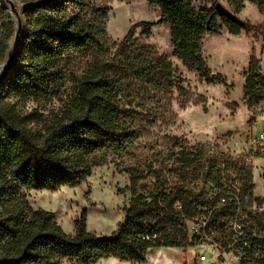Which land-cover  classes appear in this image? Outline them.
<instances>
[{
  "label": "trees",
  "instance_id": "trees-1",
  "mask_svg": "<svg viewBox=\"0 0 264 264\" xmlns=\"http://www.w3.org/2000/svg\"><path fill=\"white\" fill-rule=\"evenodd\" d=\"M146 1L159 7L158 23L170 27L173 56L208 84L227 86V80L214 74L206 62L202 52L205 34H219L225 27L233 35L244 31L262 36L264 53L263 26L241 25L219 17L214 7L196 9L192 0ZM248 1L264 13V0ZM109 13V8L96 6L93 0H36L22 9L27 28H23L17 62L0 82V264H60L65 259L96 264L110 257L143 263L151 248L192 246L172 211L178 200L187 205L188 195L175 189L159 202L162 183L148 190L143 182L147 169L142 167L125 170L132 199L125 221L107 239L87 229L86 212L76 220L74 234H68L53 212L36 209L27 199L26 191H57L81 185L95 168L106 164V153L125 152L139 138L144 129L136 124L142 115L137 109L141 93L168 96L175 88L172 61L135 37L137 28L150 36L155 23H137L117 42L107 33ZM16 23V17L0 0L2 62ZM76 59L85 61V67L68 75ZM67 79L71 96L54 117L23 109L29 101H50L60 94ZM179 91L181 106L186 107L190 103L188 93ZM244 99L250 108L264 102V76L255 54L245 71ZM148 121L155 125V119ZM175 146L178 150L167 159L175 160L182 171L202 162L201 151ZM206 162L216 166L212 160ZM230 165L259 208L263 200L253 195L252 171ZM146 193L152 198L150 202ZM146 226H153L150 235H157L156 239L144 238ZM249 239L253 262L264 264V215L257 209L250 214ZM223 244L228 245L225 239Z\"/></svg>",
  "mask_w": 264,
  "mask_h": 264
},
{
  "label": "rangeland",
  "instance_id": "rangeland-1",
  "mask_svg": "<svg viewBox=\"0 0 264 264\" xmlns=\"http://www.w3.org/2000/svg\"><path fill=\"white\" fill-rule=\"evenodd\" d=\"M12 1L18 7L23 28L26 29L27 20L22 9L26 3L36 0ZM93 2L96 6L110 9L106 29L113 41H122L137 23H155L150 36L142 35V29L137 28L135 37L140 43L151 46L157 54L165 55L172 61L176 71L175 88L168 96L153 91L141 93L137 109L142 115L136 119V124L144 129L125 152L106 153V164L95 168L92 175L79 186H64L57 191H26L30 204L36 209L53 212L59 225L68 234H74L76 220L86 212L87 229L90 232L98 236L112 235L125 221L132 199L128 189L130 178L125 170L129 167L147 170L158 167L178 150L175 145H183L191 151H201L203 163L208 160L216 164L226 161L250 169L253 174V195L257 200H263L259 208L255 203L252 207L264 215V150L256 149L254 145V137L264 129V102L250 108L244 99L245 71L252 54L260 60V72L264 76L263 37L246 34L244 31L240 35H233L225 27L219 34H205L202 52L206 62L214 74H221L227 80V86L208 84L197 72L173 56L170 27L158 23L161 20L158 6H150L146 0ZM192 2L196 9H209L220 2L242 21L264 27V13L248 0ZM3 5L8 6L4 0ZM236 9L239 10L236 12ZM217 20L223 24L221 18ZM84 67L85 61L76 59L69 66L68 75L80 72ZM179 89L188 93L190 103L186 107L181 106ZM71 92V82L67 79L60 94L50 101H29L23 109L27 112L36 110L52 118L70 98ZM149 119H155V125L151 126ZM200 254H205L208 259L202 264H227L233 260L230 252L225 251L223 261L215 260L217 253L211 247L189 246L186 249L151 248L143 263L110 257L96 264H198ZM60 264L82 263L65 259Z\"/></svg>",
  "mask_w": 264,
  "mask_h": 264
},
{
  "label": "built area",
  "instance_id": "built-area-1",
  "mask_svg": "<svg viewBox=\"0 0 264 264\" xmlns=\"http://www.w3.org/2000/svg\"><path fill=\"white\" fill-rule=\"evenodd\" d=\"M254 145L264 150V129L254 137ZM143 182L150 191L158 182L162 183L164 190L159 202L175 189L188 195V204L178 200L172 211L187 232L190 245L211 247L217 253L215 260L223 261L225 251L230 252L233 260L227 264H255L250 253L249 226L250 214L256 208L252 207L253 196L244 190L238 171L230 163L222 161L210 167L202 161L182 171L175 160L166 159L160 166L147 170ZM151 200L147 195L146 201ZM153 226L144 228L145 239L157 238L150 235ZM207 260L205 254L198 255V264Z\"/></svg>",
  "mask_w": 264,
  "mask_h": 264
},
{
  "label": "water",
  "instance_id": "water-1",
  "mask_svg": "<svg viewBox=\"0 0 264 264\" xmlns=\"http://www.w3.org/2000/svg\"><path fill=\"white\" fill-rule=\"evenodd\" d=\"M9 6L10 12L16 17V32L12 38L10 48L8 50L6 60L0 65V82L3 81L9 72L12 70L13 66L17 62L18 54L20 52V45L23 38V24L20 11L16 4L12 0H4ZM216 13L219 17H226L236 23L243 25L245 22L242 21L236 14L232 13L228 8H226L222 3L218 2L214 6ZM104 239L110 238V235H104Z\"/></svg>",
  "mask_w": 264,
  "mask_h": 264
},
{
  "label": "crops",
  "instance_id": "crops-1",
  "mask_svg": "<svg viewBox=\"0 0 264 264\" xmlns=\"http://www.w3.org/2000/svg\"><path fill=\"white\" fill-rule=\"evenodd\" d=\"M197 247H199V246H197ZM201 247V246H200Z\"/></svg>",
  "mask_w": 264,
  "mask_h": 264
},
{
  "label": "bare ground",
  "instance_id": "bare-ground-1",
  "mask_svg": "<svg viewBox=\"0 0 264 264\" xmlns=\"http://www.w3.org/2000/svg\"><path fill=\"white\" fill-rule=\"evenodd\" d=\"M201 246H203V245H201Z\"/></svg>",
  "mask_w": 264,
  "mask_h": 264
}]
</instances>
